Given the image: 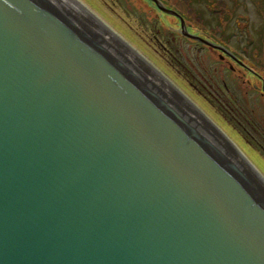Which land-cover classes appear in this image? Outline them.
I'll return each mask as SVG.
<instances>
[{
  "label": "water",
  "instance_id": "1",
  "mask_svg": "<svg viewBox=\"0 0 264 264\" xmlns=\"http://www.w3.org/2000/svg\"><path fill=\"white\" fill-rule=\"evenodd\" d=\"M236 145L84 0H0V264H264Z\"/></svg>",
  "mask_w": 264,
  "mask_h": 264
},
{
  "label": "rangeland",
  "instance_id": "2",
  "mask_svg": "<svg viewBox=\"0 0 264 264\" xmlns=\"http://www.w3.org/2000/svg\"><path fill=\"white\" fill-rule=\"evenodd\" d=\"M84 1L199 102L264 173V0H158L163 7L156 0Z\"/></svg>",
  "mask_w": 264,
  "mask_h": 264
},
{
  "label": "bare ground",
  "instance_id": "3",
  "mask_svg": "<svg viewBox=\"0 0 264 264\" xmlns=\"http://www.w3.org/2000/svg\"><path fill=\"white\" fill-rule=\"evenodd\" d=\"M85 7L86 8H88L89 10H91L92 12H94L91 8H89V6H87L86 4H85ZM95 13V12H94ZM96 14V13H95ZM110 29H112L111 27H110ZM113 30V29H112ZM123 38V37H122ZM124 39V38H123ZM147 61H149V60H147ZM156 68V67H155ZM157 69V68H156ZM164 75V74H163ZM164 78H166V79H168L165 75H164ZM168 80H170V79H168ZM171 81V80H170ZM184 92V91H183ZM186 95H188L186 92H184ZM188 97H189V99L191 100V102L193 103V104H195L196 106H198L200 109H202L203 111H205L206 113H207V111L201 106V105H199V102L197 103V101H195V100H193L189 95H188ZM208 114V113H207ZM218 128L219 129H221L220 127H219V125H218ZM229 138H230V141H233V142H235V143H237L236 141H235V139H233V137H231L230 135H229ZM242 145V144H241ZM240 144H238L237 143V145H236V149L237 150H239V151H241V152H243V153H245V154H247V155H249L246 151H245V149L241 146Z\"/></svg>",
  "mask_w": 264,
  "mask_h": 264
},
{
  "label": "flooded vegetation",
  "instance_id": "4",
  "mask_svg": "<svg viewBox=\"0 0 264 264\" xmlns=\"http://www.w3.org/2000/svg\"><path fill=\"white\" fill-rule=\"evenodd\" d=\"M162 2H163V0H161ZM178 12V11H177ZM178 14L182 17V18H184V16L180 13V12H178ZM190 22V21H189ZM204 28H206V27H204ZM190 37V36H189ZM217 42V41H216ZM219 42H221V41H219ZM218 43V42H217ZM219 45H221L222 47H224L227 51H228V53H232L231 52V50H229L224 44H222V42L221 43H218ZM235 55V54H234ZM236 57H238L237 55H235Z\"/></svg>",
  "mask_w": 264,
  "mask_h": 264
}]
</instances>
